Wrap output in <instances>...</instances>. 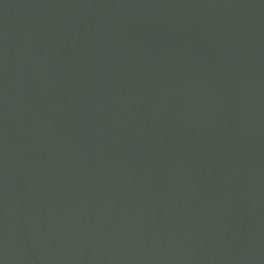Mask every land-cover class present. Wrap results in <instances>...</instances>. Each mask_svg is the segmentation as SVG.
I'll list each match as a JSON object with an SVG mask.
<instances>
[{
    "label": "water",
    "instance_id": "1",
    "mask_svg": "<svg viewBox=\"0 0 264 264\" xmlns=\"http://www.w3.org/2000/svg\"><path fill=\"white\" fill-rule=\"evenodd\" d=\"M0 264H264V0H0Z\"/></svg>",
    "mask_w": 264,
    "mask_h": 264
}]
</instances>
